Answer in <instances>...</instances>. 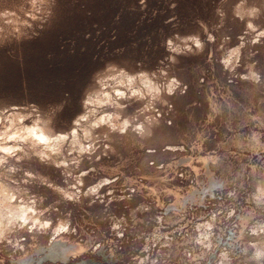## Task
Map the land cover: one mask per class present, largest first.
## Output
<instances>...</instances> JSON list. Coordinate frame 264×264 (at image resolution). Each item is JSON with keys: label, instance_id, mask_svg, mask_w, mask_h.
Wrapping results in <instances>:
<instances>
[{"label": "rangeland", "instance_id": "374dc122", "mask_svg": "<svg viewBox=\"0 0 264 264\" xmlns=\"http://www.w3.org/2000/svg\"><path fill=\"white\" fill-rule=\"evenodd\" d=\"M261 32L264 0H0V131L11 115L13 131L40 120L68 135L45 160L43 145L8 142L23 151L0 164V264L45 254L44 264H264ZM193 34L202 52L167 47L185 49ZM234 47L239 63L226 69ZM109 63L116 70L100 76L123 68L137 84L180 82L147 113L134 100L98 109L153 117L142 136L73 122ZM73 129L93 150H72ZM22 206L48 227L4 217Z\"/></svg>", "mask_w": 264, "mask_h": 264}, {"label": "clouds", "instance_id": "9594fccd", "mask_svg": "<svg viewBox=\"0 0 264 264\" xmlns=\"http://www.w3.org/2000/svg\"><path fill=\"white\" fill-rule=\"evenodd\" d=\"M256 10L253 9L249 15H255ZM236 15L240 16L243 19V16L240 12H237ZM248 28L253 29L254 26L252 23L248 24ZM261 36H264V32L260 33ZM188 40L192 41V44H186L185 49H181L180 47H171L172 41L171 39L167 42V47L171 49L173 52H182L188 51L192 52V45L195 46L197 52L193 54H198L203 51L204 44L199 36L197 35H189L187 37ZM214 37L212 35L208 36V40L212 41ZM240 59V47H234L229 50L223 59V64L226 69H234L236 64L239 63ZM235 61V63H234ZM116 70V65L113 63H109L107 67L95 74V82L99 85V88L93 90L92 92H88L83 100L82 105L86 111V113L79 114L75 120L73 121L75 124H80L81 121H88L89 117H95L90 123V128L96 129L102 125H107L113 132L119 131L120 133H125L129 128L132 129L138 135H144L146 132V124L151 125L153 121V117L145 116L143 121L136 122L138 117L132 116L124 117L122 112L119 111H105L99 116H97L98 109H103L105 107H111L114 109H124L129 105L126 103L127 101L134 100L136 102H143L141 108L139 109L140 113H147L155 109L157 102H163L162 97L167 95H172L177 88L180 87V82L176 78H172L168 83H157L152 79L148 78L147 75H142L140 78V83L137 84L138 77L134 74H129L121 68L116 75H110L107 77L100 76L101 72H113ZM254 80H259L260 77L257 72L249 70L248 77ZM109 81L112 83L109 84ZM111 87L112 91H107ZM92 105L91 109L89 106ZM5 121L7 123L4 124L2 131H0V153L6 154L5 156H0V164L6 162L8 157H16L17 152L23 151L22 148L17 146H11L8 144L10 141H19V142H28L32 141L33 145L40 144L45 146V151H41L36 153L41 160H45L50 158L48 153L58 154L61 152V142L68 140V135L66 134H57L54 137L45 134V131L40 127V120L35 121L32 125L25 126L23 129H16L13 131L14 125L16 121L13 119L11 115L6 116ZM20 122L23 123L24 117L19 118ZM11 133V134H10ZM73 140L71 142L72 150L78 151L79 153H87L90 150H93L91 144L85 145L81 143L80 139L76 137L75 129L72 131ZM84 138L90 139L91 133L88 130L83 132ZM14 170V169H13ZM108 181H104L107 183ZM99 185L97 187H91L88 189V193L95 194L97 192ZM69 199L72 197L69 196ZM35 202L33 201V205ZM31 212L35 215V207H29L24 210L23 214L18 216L17 219L22 221L21 226L24 224H28L29 219L31 217L28 216V213ZM40 224V227L45 228L48 227L49 222L45 221L44 223H40L39 220L33 222V225ZM64 231L67 229L64 228ZM257 257L262 255V253L257 252Z\"/></svg>", "mask_w": 264, "mask_h": 264}, {"label": "bare ground", "instance_id": "6f19581e", "mask_svg": "<svg viewBox=\"0 0 264 264\" xmlns=\"http://www.w3.org/2000/svg\"><path fill=\"white\" fill-rule=\"evenodd\" d=\"M112 91V90H111ZM93 118V117H92ZM91 120V119H90ZM83 123H85V122H83ZM79 126H81V122H80V124H79ZM44 131H45V134L46 135H49L50 136V138L51 137H53V135H51L50 133H48V132H46V130L43 128V127H41ZM72 142V141H71ZM28 207H24V206H22V207H19V208H15V209H13V210H11V211H8L6 214H4V217L5 218H8V221H11V220H15V219H17V217L18 216H20V215H22L23 214V212H24V210L25 209H27ZM1 215V214H0ZM28 216L29 217H31L32 219H35L34 221H36L38 218H36V217H32V215H31V212H29L28 213ZM0 222H1V220H0ZM41 222V221H40ZM60 227H65L64 225H62V226H58L57 227V231H60L61 230V228ZM89 263H92V262H90V261H85L84 262V264H89Z\"/></svg>", "mask_w": 264, "mask_h": 264}, {"label": "water", "instance_id": "95a60500", "mask_svg": "<svg viewBox=\"0 0 264 264\" xmlns=\"http://www.w3.org/2000/svg\"><path fill=\"white\" fill-rule=\"evenodd\" d=\"M45 256V257H44ZM44 256H42L39 260H38V264H44L47 260H48V257L46 256V254L44 255ZM61 261H63V262H67V260H65V259H63V260H61ZM90 262H92L93 264H99V263H97L96 261H93L92 259H90L89 260Z\"/></svg>", "mask_w": 264, "mask_h": 264}, {"label": "flooded vegetation", "instance_id": "af4514ba", "mask_svg": "<svg viewBox=\"0 0 264 264\" xmlns=\"http://www.w3.org/2000/svg\"><path fill=\"white\" fill-rule=\"evenodd\" d=\"M99 263V262H98ZM99 264H101V263H99Z\"/></svg>", "mask_w": 264, "mask_h": 264}]
</instances>
